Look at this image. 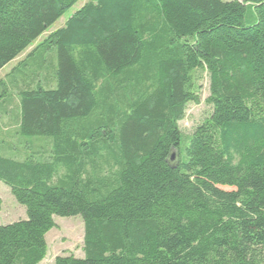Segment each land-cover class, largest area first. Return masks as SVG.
I'll use <instances>...</instances> for the list:
<instances>
[{"label":"trees","instance_id":"16d2710c","mask_svg":"<svg viewBox=\"0 0 264 264\" xmlns=\"http://www.w3.org/2000/svg\"><path fill=\"white\" fill-rule=\"evenodd\" d=\"M80 1L0 0V70ZM43 44L55 88L18 91L17 134L52 154L0 156L25 209L0 225V264H40L54 217L84 237L53 264H264V0H90ZM202 74L210 113L181 144Z\"/></svg>","mask_w":264,"mask_h":264},{"label":"rangeland","instance_id":"374dc122","mask_svg":"<svg viewBox=\"0 0 264 264\" xmlns=\"http://www.w3.org/2000/svg\"><path fill=\"white\" fill-rule=\"evenodd\" d=\"M88 1L90 0L78 2L16 59L0 70V82L4 84L0 85V98H2L0 99L1 157L18 162L26 160L50 162L52 138L22 137L17 134L20 117L18 91L35 90L38 87L44 90L55 88L54 76L57 64L55 49L42 47L43 43L52 33L61 29L66 21ZM236 1L243 2V0ZM244 17L246 26H251L256 21L255 14L249 7H245ZM197 85L201 86L200 102L188 104L182 120L178 123L182 136L181 144H185L193 130L210 113V107L205 103L208 97L206 74H202V79L198 80ZM80 124L85 131L97 126L94 119L90 118L81 119ZM176 152L179 154V150ZM184 160L185 158L181 154V161ZM62 174L63 170H59L58 176ZM55 180L56 178L53 179V182ZM22 219H25V209L17 205L9 188L0 183V225H7ZM53 220L55 228L49 231L45 237L47 252L45 259L40 264H53L56 257L63 255L82 258L84 225L81 219L79 217H54Z\"/></svg>","mask_w":264,"mask_h":264},{"label":"water","instance_id":"95a60500","mask_svg":"<svg viewBox=\"0 0 264 264\" xmlns=\"http://www.w3.org/2000/svg\"><path fill=\"white\" fill-rule=\"evenodd\" d=\"M166 162L168 164L169 167H176L178 164V153L174 150L171 149L168 153Z\"/></svg>","mask_w":264,"mask_h":264}]
</instances>
